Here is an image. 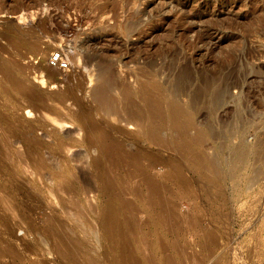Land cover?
<instances>
[{
	"label": "rangeland",
	"instance_id": "rangeland-1",
	"mask_svg": "<svg viewBox=\"0 0 264 264\" xmlns=\"http://www.w3.org/2000/svg\"><path fill=\"white\" fill-rule=\"evenodd\" d=\"M263 1L0 0V264H264ZM107 50L153 138L80 114Z\"/></svg>",
	"mask_w": 264,
	"mask_h": 264
},
{
	"label": "bare ground",
	"instance_id": "bare-ground-1",
	"mask_svg": "<svg viewBox=\"0 0 264 264\" xmlns=\"http://www.w3.org/2000/svg\"><path fill=\"white\" fill-rule=\"evenodd\" d=\"M264 2V1H263ZM262 6L264 7V5L262 4ZM261 6V7H262ZM263 7H262V9H263ZM261 11V10H260ZM263 12H264V10H263ZM263 14V13H262ZM263 16V15H262ZM264 17V16H263ZM262 17V18H263ZM264 19V18H263ZM262 21V20H261ZM263 38H264V20H263ZM91 40H93V39H91ZM94 40H97L96 38L94 39ZM18 42V43H17ZM25 41H23V39H22V41H20V40H18V41H16V43L17 44H22V43H24ZM29 42V41H28ZM92 42V41H91ZM94 42H97V41H94ZM30 43V42H29ZM36 45V44H35ZM35 45H33L34 47H33V49L34 50H37L36 49V47H35ZM38 48V47H37ZM4 50V49H3ZM2 49L0 50V54H2L1 53V51H3ZM39 50V49H38ZM104 51V50H103ZM102 51V52H103ZM99 52H101V50L99 51ZM98 52V53H99ZM94 52H92V53H90L89 54V57H88V63H93L94 62V60L96 59V57H99L100 55H102L103 54V57H104V59H102L101 60V62L100 63H94L95 64V70H96V73L97 74H101L102 72H106V79L104 78V80L103 81H101V82H97L98 84H96V86L93 88V89H90L91 91L89 92L90 93V98H91V101L92 102H95V108H92V109H89V110H87V112H85L86 111V108L85 109H82L81 110V115L84 113L87 117H89L90 118V116H92V113L94 112V113H96L97 111H99V112H101V113H103L102 114V116L104 115V117L106 116V119H107V117H109V116H111V115H113V113L115 112H117V105L121 102V101H123L124 103H125V109H126V111L128 112V118H127V120H126V124H131V125H134L135 127H136V133H138V134H141V135H146V136H148V137H150V138H153V136H154V127H153V123H152V118H153V116H154V113H156L157 112V106H152L151 104H150V100H149V98H148V96L147 95H145L144 96V107L143 108H141V109H138L137 107H136V102L133 100V98H132V95H133V91H131V89H129V88H127V87H125V90H124V93H123V96H121V98L120 99H114V98H110L109 96H108V94L113 90H115L118 86H119V83L116 81V79H115V74H114V72H113V70L111 69V60H110V58H109V55H108V50L107 51H105V53H102V54H99V56L97 55V54H93ZM3 54H4V52H3ZM6 54V53H5ZM45 56V55H44ZM102 57V58H103ZM21 63V62H20ZM17 67H18V63H9V61L7 62H5V61H2L1 59H0V75H1V79H5V80H7V79H12L11 80V82L12 83H14V85L18 82L17 81V79L15 80V78H12V75H13V73L15 72V70L17 69ZM99 75H98V78H99ZM15 77V76H14ZM98 80H100V78L98 79ZM8 81V80H7ZM79 82H81L80 80H79ZM11 84V83H10ZM74 84V83H73ZM81 87V83H78L77 85H76V88H80ZM69 89H72V88H69ZM74 89V88H73ZM4 92H6V90L4 91ZM112 93V92H111ZM64 94V93H63ZM72 90L71 91H68V92H66L65 94H64V96L65 97H72ZM63 96V97H64ZM249 96V95H248ZM247 96V97H248ZM247 97H246V99H247ZM73 98H75V97H73ZM249 98V97H248ZM76 99V98H75ZM74 99V102L75 103H80L81 102V100L80 99H78V100H80V101H78V100H75ZM249 100V99H248ZM74 103V104H75ZM86 103V102H85ZM246 103H248V101H246ZM88 104V103H87ZM93 104V103H92ZM174 105H172V109L170 110L171 111V113H170V116H171V120H172V122L174 123V124H176L177 126H179V128L181 129V132H183V133H185L184 131H185V128H186V126L188 125V122L187 121H183L182 122V120H181V117H187V115H190V113H191V111L189 112V110H188V108H184V107H181V106H179V104H177V103H173ZM255 104V103H254ZM84 105V104H83ZM79 106H81V103H80V105ZM254 106V105H253ZM256 106V105H255ZM85 107V106H84ZM81 108V107H80ZM89 108V107H88ZM87 108V109H88ZM256 108V107H255ZM83 110H85V111H83ZM80 111V110H79ZM98 112V113H99ZM193 112V111H192ZM248 112V111H247ZM250 112V111H249ZM248 112V113H249ZM252 112H254V111H252ZM93 113V114H94ZM247 113V114H248ZM79 114V115H80ZM250 114V113H249ZM252 114V113H251ZM85 116V117H86ZM93 117V116H92ZM247 117V116H246ZM104 119V118H103ZM99 123H95V125H91L90 126V124H89V128L88 127H86V128H88L87 130L89 131V130H91V129H93V130H97L98 131V129H97V127L99 126L100 127V124L98 125ZM93 126H95V127H93ZM103 127V126H102ZM84 129V128H83ZM85 130V129H84ZM112 130H117V131H121L122 129L120 128V127H115L114 129H112ZM87 131H85L84 132V134H89V133H93V131L91 130V132L89 131V132H87ZM95 132V131H94ZM96 133V132H95ZM106 136H103V137H106V138H108L109 136H110V134H109V131H107V133L105 134ZM102 140H104V138H102ZM106 140V139H105ZM108 140V139H107ZM94 142V141H93ZM98 142V141H97ZM100 143H102V142H100ZM104 144V143H103ZM176 178L178 179V180H180L179 179V177H177L176 176ZM103 223H104V228H106L108 231H110L112 234H117V233H122V232H125L126 230L128 231V225H126L125 224V226L121 223V221L120 220H118V219H115V218H113V219H109L108 217H105L104 218V220H103ZM62 244V243H61ZM60 244V245H61ZM64 247V246H63ZM63 249V248H62ZM65 249V248H64ZM68 249V248H67ZM61 252V251H60ZM60 252H58V253H60ZM67 253V252H66ZM60 254H62V253H60ZM63 255H66L65 253L64 254H62V256ZM61 256V257H62ZM67 256V255H66ZM63 258H65L64 256H63ZM67 258V257H66ZM116 262H112V264H115Z\"/></svg>",
	"mask_w": 264,
	"mask_h": 264
},
{
	"label": "built area",
	"instance_id": "built-area-1",
	"mask_svg": "<svg viewBox=\"0 0 264 264\" xmlns=\"http://www.w3.org/2000/svg\"><path fill=\"white\" fill-rule=\"evenodd\" d=\"M48 64L52 67H57L58 69L67 67V62L63 59L59 51L52 52L50 54Z\"/></svg>",
	"mask_w": 264,
	"mask_h": 264
}]
</instances>
